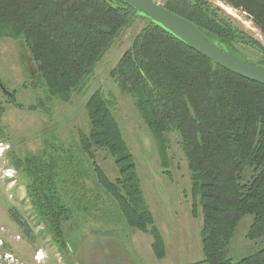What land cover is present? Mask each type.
<instances>
[{
	"label": "trees",
	"instance_id": "16d2710c",
	"mask_svg": "<svg viewBox=\"0 0 264 264\" xmlns=\"http://www.w3.org/2000/svg\"><path fill=\"white\" fill-rule=\"evenodd\" d=\"M220 1L244 15L264 37V0ZM162 7L189 21L218 49L264 67V48L207 0H166ZM137 19L142 28L109 77L132 100L162 163L167 161L170 135L179 138L193 214L199 208L202 216L203 259L193 264H264V248L238 261L229 258L231 242L246 217L251 219L246 239H264V85L214 64L119 0H0V39L15 42L28 54L47 100L69 102L72 93L86 88L105 54ZM239 46L256 49L260 59L248 60ZM3 96L22 108L14 92ZM84 110L88 129L79 130L70 147L47 145L39 153L24 154L11 149L5 155L22 178L30 205L26 217L9 207L10 220L30 243L48 237L62 257L66 230H78L82 216L90 220L94 214L91 221L96 222L112 217L115 224L148 236L154 257L164 259L163 236L144 199L113 106L96 90ZM3 114L0 103V138L8 141L1 134ZM100 152L113 159L114 180L97 164Z\"/></svg>",
	"mask_w": 264,
	"mask_h": 264
},
{
	"label": "rangeland",
	"instance_id": "374dc122",
	"mask_svg": "<svg viewBox=\"0 0 264 264\" xmlns=\"http://www.w3.org/2000/svg\"><path fill=\"white\" fill-rule=\"evenodd\" d=\"M151 1L163 6L166 0ZM207 1L264 48V37L244 15L220 0ZM142 24L137 19L124 30L95 68L86 88L72 93L69 102L47 100L28 54L20 52L15 42L0 39V82L9 92L15 93V102L22 107L7 103L0 92V103L4 107L1 134L8 139L4 141L0 138V229H3L0 238L5 243L4 251L13 254L22 264H193L203 259L199 236L202 216L199 208L195 216L193 214L189 173L179 148L178 136L170 135L167 161L162 163L132 100L121 93L109 77L110 70L130 47ZM239 49L248 60L256 62L260 59V52L256 49L240 46ZM34 80L37 81L36 87H31ZM96 90H100L113 106L124 139L135 159L144 199L156 228L163 236L165 258L162 260L154 257L148 236L124 224H115L112 217L96 222L91 221L96 216L94 214L88 216L90 220H84L86 216H82L78 230H66L68 245L60 252V257L48 237H39L32 243L25 240L8 216L7 209L15 207L26 217L30 205L25 200L22 178L8 166L5 155L11 149L24 154L39 153L47 145L70 147L77 132L88 129L84 105ZM39 102L43 103L42 107H39ZM96 162L109 179L117 177L113 159L104 152L99 153ZM93 210L89 209L90 212ZM250 221L246 217L236 230L229 251L232 261L264 248V239L255 242L246 239ZM39 232L40 228H36L35 233ZM37 250L44 253L46 261H34Z\"/></svg>",
	"mask_w": 264,
	"mask_h": 264
},
{
	"label": "water",
	"instance_id": "95a60500",
	"mask_svg": "<svg viewBox=\"0 0 264 264\" xmlns=\"http://www.w3.org/2000/svg\"><path fill=\"white\" fill-rule=\"evenodd\" d=\"M144 17L162 26L193 50L223 69L251 82L264 85V67L243 60L212 45L189 21L173 14L151 0H119ZM0 92L12 95L0 82Z\"/></svg>",
	"mask_w": 264,
	"mask_h": 264
},
{
	"label": "built area",
	"instance_id": "2783aa9c",
	"mask_svg": "<svg viewBox=\"0 0 264 264\" xmlns=\"http://www.w3.org/2000/svg\"><path fill=\"white\" fill-rule=\"evenodd\" d=\"M1 150V149H0ZM3 229H0L2 231ZM19 240V237H16ZM5 243L0 238V264H22L13 254L8 251H4ZM45 259V255L41 250H37L34 254V261L37 263L42 262Z\"/></svg>",
	"mask_w": 264,
	"mask_h": 264
},
{
	"label": "crops",
	"instance_id": "0c3cea01",
	"mask_svg": "<svg viewBox=\"0 0 264 264\" xmlns=\"http://www.w3.org/2000/svg\"><path fill=\"white\" fill-rule=\"evenodd\" d=\"M46 259H47V258H46ZM46 259H45V261H46ZM48 259H49V258H48ZM55 260H56V259H55ZM45 261H44V262H45ZM35 262H36V261H35ZM35 262H34V263H35ZM56 262H57V261H56ZM57 263H58V262H57ZM42 264H43V263H42ZM44 264H45V263H44Z\"/></svg>",
	"mask_w": 264,
	"mask_h": 264
},
{
	"label": "bare ground",
	"instance_id": "6f19581e",
	"mask_svg": "<svg viewBox=\"0 0 264 264\" xmlns=\"http://www.w3.org/2000/svg\"><path fill=\"white\" fill-rule=\"evenodd\" d=\"M3 151H1V153H2Z\"/></svg>",
	"mask_w": 264,
	"mask_h": 264
},
{
	"label": "clouds",
	"instance_id": "9594fccd",
	"mask_svg": "<svg viewBox=\"0 0 264 264\" xmlns=\"http://www.w3.org/2000/svg\"><path fill=\"white\" fill-rule=\"evenodd\" d=\"M2 148V147H1Z\"/></svg>",
	"mask_w": 264,
	"mask_h": 264
}]
</instances>
